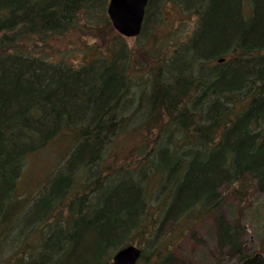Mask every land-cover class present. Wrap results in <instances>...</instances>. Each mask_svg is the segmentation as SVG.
I'll return each mask as SVG.
<instances>
[{
    "label": "trees",
    "instance_id": "1",
    "mask_svg": "<svg viewBox=\"0 0 264 264\" xmlns=\"http://www.w3.org/2000/svg\"><path fill=\"white\" fill-rule=\"evenodd\" d=\"M170 1L196 26L155 49L141 86L109 0H0V264H114L138 238L154 247L152 264H184L159 233L166 222L183 235L206 217L236 264L250 255L221 206L252 186L264 194V0ZM157 8L149 0L142 31ZM107 29L114 39L78 64L28 47L31 36L88 42ZM129 125L149 134L121 161L115 143ZM49 150L56 162L32 195L25 162Z\"/></svg>",
    "mask_w": 264,
    "mask_h": 264
},
{
    "label": "rangeland",
    "instance_id": "2",
    "mask_svg": "<svg viewBox=\"0 0 264 264\" xmlns=\"http://www.w3.org/2000/svg\"><path fill=\"white\" fill-rule=\"evenodd\" d=\"M156 2L157 11H154L149 19L146 30L138 36L125 37L131 45L136 59L134 64L137 63V65L134 73H141V78L145 81L141 86L148 85V81L150 82L146 69L149 67L147 63L152 59L151 54L161 50L167 44H176L174 40H169L171 37L176 36V39H181V41L187 39L197 23V16L192 11L179 8L173 1L155 0ZM104 31V39L89 37L88 42L84 41L81 37L82 33L79 32H74L71 35L67 33L47 36L44 40L31 36L28 39V47L33 45L36 53L50 60H57L63 55L71 62L78 64L83 59L92 57L90 53L87 56L84 53L92 51L91 44L105 48L114 39L112 31L109 29ZM156 48L157 50H155ZM132 97L134 99L136 95L131 94ZM141 128L130 131L132 125L128 126L129 133L119 137L115 143L117 152L115 158L118 157L121 161L135 158L134 148L145 134H149ZM55 162L54 153L52 154L50 150L46 154L30 156L25 162V170L21 178L23 190L35 195L38 191V186L36 187L35 184L44 183L48 179ZM221 212L225 214L228 222L238 223L241 228L243 227L241 240L245 245L246 252L250 254L258 251L264 253V194L258 188L252 186L248 197L243 201L228 195L221 206ZM217 230V221L214 217H206L198 221L183 235L178 225L165 222L159 233L161 237L158 241L162 246L165 243L174 244L172 251L184 264H236L237 259L230 254L229 247L219 245ZM138 239L133 243L140 246L149 255L147 261L141 260L138 263H154L157 260V255L152 253L154 247L146 239Z\"/></svg>",
    "mask_w": 264,
    "mask_h": 264
},
{
    "label": "water",
    "instance_id": "3",
    "mask_svg": "<svg viewBox=\"0 0 264 264\" xmlns=\"http://www.w3.org/2000/svg\"><path fill=\"white\" fill-rule=\"evenodd\" d=\"M149 0H109L107 12L113 27L126 37L138 36L142 32ZM142 248L128 244L119 249L113 258L114 264H136ZM238 264H264L260 251L246 257Z\"/></svg>",
    "mask_w": 264,
    "mask_h": 264
},
{
    "label": "bare ground",
    "instance_id": "4",
    "mask_svg": "<svg viewBox=\"0 0 264 264\" xmlns=\"http://www.w3.org/2000/svg\"><path fill=\"white\" fill-rule=\"evenodd\" d=\"M263 52H264V50H263ZM74 65V64H73ZM75 66V65H74ZM141 91V88H138L137 89V92H140ZM138 104H136V106H137ZM105 148V147H104ZM106 148H108V146H106ZM105 148V149H106ZM111 150H109V152H110ZM107 152H108V149H107ZM126 171H128V172H132V169H127ZM155 195V194H154ZM154 195H151L150 193H148L147 192V196H146V199H149V201L152 203V204H156L157 203V201L161 198V196L159 195V196H155L154 197ZM183 222H185V221H183ZM171 224H174V223H171ZM183 224V223H182ZM228 224H230V222L228 223ZM230 225H232V224H230ZM233 226V225H232ZM239 227H241L240 225H239Z\"/></svg>",
    "mask_w": 264,
    "mask_h": 264
}]
</instances>
